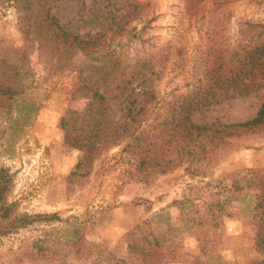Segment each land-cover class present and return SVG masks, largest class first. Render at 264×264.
I'll use <instances>...</instances> for the list:
<instances>
[{
  "label": "rangeland",
  "instance_id": "obj_1",
  "mask_svg": "<svg viewBox=\"0 0 264 264\" xmlns=\"http://www.w3.org/2000/svg\"><path fill=\"white\" fill-rule=\"evenodd\" d=\"M22 1L0 0V169L17 214L64 222L0 238V264H61L51 248L70 225L91 245L73 264H264V126L220 134L264 103V0H32V14ZM47 14L91 46L63 43ZM131 90L140 124L120 112ZM96 91L107 103L89 105ZM193 105L225 144L185 142L177 112ZM107 115L119 143L89 157L66 141L63 118L98 143Z\"/></svg>",
  "mask_w": 264,
  "mask_h": 264
},
{
  "label": "trees",
  "instance_id": "obj_2",
  "mask_svg": "<svg viewBox=\"0 0 264 264\" xmlns=\"http://www.w3.org/2000/svg\"><path fill=\"white\" fill-rule=\"evenodd\" d=\"M55 2V0H51ZM18 2V0H17ZM44 8L47 5V1H42ZM25 11H29V14H32L31 7L33 6L32 0H23L21 2ZM49 11V10H48ZM50 12V11H49ZM46 28L54 30V33L58 35L63 43H66L69 47H78L81 49H86V46H91L89 41L83 39V37L79 35H74L71 32L65 31L63 27L60 25L59 19L55 16H51L47 14L46 19ZM264 28V26H262ZM261 52V64L264 66V45ZM16 69V68H15ZM18 73H15L16 77ZM5 75V74H3ZM15 84V83H13ZM4 88V84L0 80V91ZM5 93L14 94L15 90L12 87H6L4 89ZM24 91H19L18 93H23ZM134 90H131L130 93L127 94L126 98L121 104L120 112L123 114L126 119H130V125L132 124H140L145 119V108L141 105L140 108L137 106L142 104L138 100V95L134 98L132 97ZM143 94H146L143 92ZM87 96V95H84ZM91 101L89 102L90 106H101L103 103H107V98L104 93H100L96 91L91 96ZM149 100L147 101V104ZM196 106V105H195ZM194 105L192 107L186 108L181 107L177 112V117H182L180 119V124L187 132L184 139L185 142L192 143L195 142L197 137H202L204 134H209L212 137V150L218 148L220 144H225L226 141L221 137H218L216 134H219L218 130L214 131L215 126L211 125L210 127L207 125H199L192 121L191 114L196 109ZM191 112V113H190ZM187 114L183 117L184 114ZM190 113V114H189ZM103 114V113H102ZM105 122L102 125L105 127V136L107 137L103 142L94 143L91 141H85L84 139H73L71 137V132L68 129V121L66 118L62 119L63 129L66 132V141L71 144L73 147L81 149L85 151V156L93 157L96 153L101 151V149L105 146L106 143L112 142L113 144L119 143L123 137L124 133L127 132L124 127L122 130L117 129L113 124L108 125L107 122L110 120V116L104 117ZM125 125H129L125 123ZM264 126V103L260 106L256 116L246 122L242 123H232V124H221V127L224 128L223 131H220V134H224L227 137H234L240 133L250 132L253 133ZM108 131V133H106ZM211 132V133H210ZM156 147V144L153 145V148ZM203 147V146H202ZM180 162V161H179ZM145 163V162H143ZM180 163H171L170 161H166L164 165L161 166L163 170L162 173H166L167 170L173 169L175 166H178ZM13 190V179L9 174V171L6 169H0V238L7 237L11 234H16L19 231L29 228L37 223H45L47 225H53L55 223L64 222L63 219L56 213L54 214H17L16 203L10 201V194ZM174 206H177L180 211L183 210V202L182 201H174ZM53 247L51 248L52 259L54 261H59L61 264H73L74 260L80 259L87 253L91 254L90 243L86 240L84 233L79 226L70 225L64 229V232L61 236L55 237L53 241ZM165 257V258H164ZM162 257L159 261L154 264H171L174 262H178L179 260L175 256L166 255Z\"/></svg>",
  "mask_w": 264,
  "mask_h": 264
}]
</instances>
